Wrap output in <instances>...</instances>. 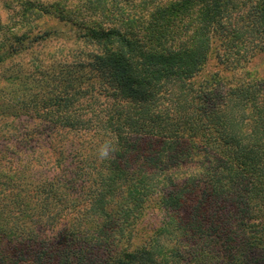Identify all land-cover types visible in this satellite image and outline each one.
Instances as JSON below:
<instances>
[{"label":"trees","instance_id":"obj_1","mask_svg":"<svg viewBox=\"0 0 264 264\" xmlns=\"http://www.w3.org/2000/svg\"><path fill=\"white\" fill-rule=\"evenodd\" d=\"M0 8V264H264V0Z\"/></svg>","mask_w":264,"mask_h":264},{"label":"rangeland","instance_id":"obj_2","mask_svg":"<svg viewBox=\"0 0 264 264\" xmlns=\"http://www.w3.org/2000/svg\"><path fill=\"white\" fill-rule=\"evenodd\" d=\"M1 9V8H0ZM10 14L7 12L3 15V20H5L9 27H11L9 31V35L2 41V44L6 49L8 47H12L13 45H17L14 39V36H20L25 32V29L18 31L16 28H12V23L10 20H6ZM37 30H32L30 33V38L33 39L39 32L45 30H51L55 32L56 38L58 40L51 41V43H41L36 46V44L25 42V46L31 47L28 50H25L21 57H16L17 61H22L26 64V70L28 67L27 63H31L35 57H39L40 59H47L51 57L57 49L54 47L55 45L58 47L59 45L71 46V44L75 43L78 36L82 34V31L79 30L76 26L61 19L55 18L53 16H44L41 20L36 23ZM30 41V40H28Z\"/></svg>","mask_w":264,"mask_h":264},{"label":"clouds","instance_id":"obj_3","mask_svg":"<svg viewBox=\"0 0 264 264\" xmlns=\"http://www.w3.org/2000/svg\"><path fill=\"white\" fill-rule=\"evenodd\" d=\"M115 151L110 141H105L98 150V156L101 160L110 158L111 154Z\"/></svg>","mask_w":264,"mask_h":264}]
</instances>
